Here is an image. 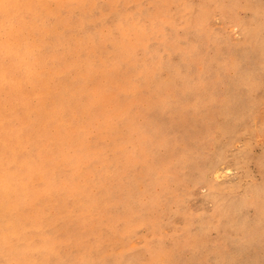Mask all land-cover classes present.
Returning <instances> with one entry per match:
<instances>
[{"label": "rangeland", "instance_id": "1", "mask_svg": "<svg viewBox=\"0 0 264 264\" xmlns=\"http://www.w3.org/2000/svg\"><path fill=\"white\" fill-rule=\"evenodd\" d=\"M0 264H264V0H0Z\"/></svg>", "mask_w": 264, "mask_h": 264}]
</instances>
